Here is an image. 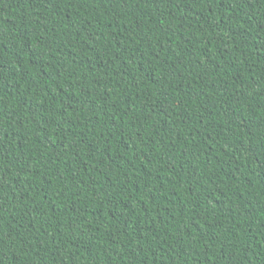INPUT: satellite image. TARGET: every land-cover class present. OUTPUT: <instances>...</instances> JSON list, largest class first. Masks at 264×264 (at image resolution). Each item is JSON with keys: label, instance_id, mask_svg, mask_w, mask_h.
Here are the masks:
<instances>
[{"label": "trees", "instance_id": "obj_1", "mask_svg": "<svg viewBox=\"0 0 264 264\" xmlns=\"http://www.w3.org/2000/svg\"><path fill=\"white\" fill-rule=\"evenodd\" d=\"M0 264H264V0H0Z\"/></svg>", "mask_w": 264, "mask_h": 264}]
</instances>
